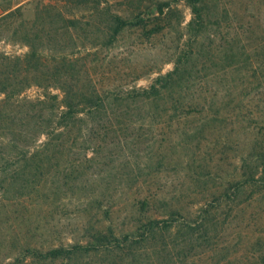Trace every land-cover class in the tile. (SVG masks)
Wrapping results in <instances>:
<instances>
[{
    "label": "trees",
    "instance_id": "1",
    "mask_svg": "<svg viewBox=\"0 0 264 264\" xmlns=\"http://www.w3.org/2000/svg\"><path fill=\"white\" fill-rule=\"evenodd\" d=\"M78 1L94 3V9L100 10V0ZM178 1H159L155 8L133 17L101 9L107 23L98 27L94 44L110 48L127 28L141 27L150 34L174 28ZM186 1L193 16L180 33L182 45L175 49L174 68L146 87L101 90L89 70L78 67L79 59L63 56L51 62L34 44L23 57H1L15 64L0 70V93L5 94L0 104L19 96V128L30 142L19 144L17 155L3 158L0 174L19 179L20 191H36L59 175L67 183L74 176L81 179L80 160L93 162L99 154L119 147L133 152L144 143L149 157L158 155L159 165L174 163L170 151L191 150L183 168L197 192L205 196L191 210L184 203L185 195L160 198L158 192L149 193L134 201L130 227L116 224L109 209L101 222L84 225L83 239L73 243L48 248L20 243L19 264H170L177 260L202 264L209 249L216 254L213 264H264L262 231H255L252 242L240 239L253 245L245 259L223 263L230 251L218 247L230 221L242 210L256 208L248 214L249 226L257 214L264 217V125L256 120L264 116V0H229V7L220 12L216 0ZM222 19L228 25L223 26ZM220 38L226 42L218 45ZM31 75L44 92L35 99L21 98L32 84ZM41 76L46 83H41ZM211 82L218 88L208 87ZM236 124L254 133L251 150L242 154L231 177H223L219 171L229 149L227 129ZM209 134L217 140L208 143ZM204 143L222 151L219 162L212 150L200 153Z\"/></svg>",
    "mask_w": 264,
    "mask_h": 264
},
{
    "label": "rangeland",
    "instance_id": "2",
    "mask_svg": "<svg viewBox=\"0 0 264 264\" xmlns=\"http://www.w3.org/2000/svg\"><path fill=\"white\" fill-rule=\"evenodd\" d=\"M159 1L165 0H100V10H97L94 3L78 0H0V70H8L15 64L1 57H23L34 44L51 62L63 56L79 59L78 67L83 71L89 70L93 82L101 90L130 85L149 86L159 74L174 68L172 59L175 49L182 45L179 42L180 33L193 16L186 0L177 3L180 12L179 17L172 21L174 28H166L156 34H150L141 27L127 28L110 48L94 43L98 40V27L104 28L107 23L101 9L133 17L148 7L155 8ZM216 1L218 12L230 5L229 0ZM8 13L12 14L7 16ZM221 22L223 26L228 25L227 20L222 19ZM225 42L224 38H220L217 44ZM43 69L48 70L46 66ZM29 79L32 84L20 97L35 99L42 95L44 88L33 83L35 78L32 75ZM40 81L46 83V77L41 76ZM216 86L218 84L213 82L208 84L212 90L218 88ZM53 91L59 92L56 89ZM4 96L0 93V100ZM19 110V96L10 103L0 104V126L3 127L0 128V163L4 157L17 155L19 144L30 142L19 128ZM256 120L261 122L259 125H264V116L260 115ZM230 130L234 132L229 134ZM227 134L230 136L229 149L224 154L226 160L221 162L223 167L219 171L223 177L233 175L242 154L250 152L254 137V133L242 124L229 126ZM208 139L211 140L208 143L217 140L214 134H209ZM206 145H201L200 153L212 150L216 152L213 157L219 162L222 151L214 144ZM75 150L78 151L77 147ZM191 152L181 149L170 151L174 163L159 165L158 155L154 156V152L152 160L144 143H139L133 152H125L120 147L113 152L106 150L93 162L80 160L81 179L74 176L67 183L59 175L53 181L43 182L38 190L27 193L20 191L19 179H13L7 173L0 174V264H19V244L24 241L48 248L83 239V226L101 222L109 209H113L116 224L130 227L134 201L152 192H158L160 198L185 195L186 206L196 209L197 203L205 201V196L197 192L183 168L182 162L189 159ZM88 153L89 157L93 155L91 150ZM72 155L78 158V154ZM135 176L136 180L132 179ZM161 202V199L156 200L155 204L159 207ZM255 209L250 207L232 217L218 245L221 251L223 248L230 251L226 258H222L223 263L245 259L253 245L240 239L249 238L252 242L256 237L255 231L264 233L263 214H257L258 219L249 226L248 214ZM104 223H107L106 220ZM239 233L243 234L242 237ZM224 253L220 252V255ZM202 257V264H213L216 260L212 249L204 252ZM170 264L192 263L177 260Z\"/></svg>",
    "mask_w": 264,
    "mask_h": 264
},
{
    "label": "crops",
    "instance_id": "3",
    "mask_svg": "<svg viewBox=\"0 0 264 264\" xmlns=\"http://www.w3.org/2000/svg\"><path fill=\"white\" fill-rule=\"evenodd\" d=\"M21 4V2H19V5Z\"/></svg>",
    "mask_w": 264,
    "mask_h": 264
}]
</instances>
